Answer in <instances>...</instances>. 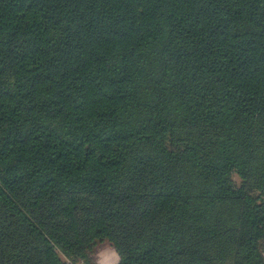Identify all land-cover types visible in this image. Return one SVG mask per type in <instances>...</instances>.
I'll return each instance as SVG.
<instances>
[{
	"label": "trees",
	"instance_id": "obj_1",
	"mask_svg": "<svg viewBox=\"0 0 264 264\" xmlns=\"http://www.w3.org/2000/svg\"><path fill=\"white\" fill-rule=\"evenodd\" d=\"M264 264V0H0V264Z\"/></svg>",
	"mask_w": 264,
	"mask_h": 264
},
{
	"label": "rangeland",
	"instance_id": "obj_2",
	"mask_svg": "<svg viewBox=\"0 0 264 264\" xmlns=\"http://www.w3.org/2000/svg\"><path fill=\"white\" fill-rule=\"evenodd\" d=\"M95 258L99 264H116L118 261L115 250L106 242L98 247Z\"/></svg>",
	"mask_w": 264,
	"mask_h": 264
},
{
	"label": "crops",
	"instance_id": "obj_3",
	"mask_svg": "<svg viewBox=\"0 0 264 264\" xmlns=\"http://www.w3.org/2000/svg\"><path fill=\"white\" fill-rule=\"evenodd\" d=\"M118 262V261H117Z\"/></svg>",
	"mask_w": 264,
	"mask_h": 264
}]
</instances>
